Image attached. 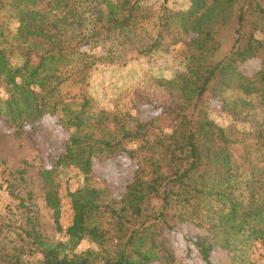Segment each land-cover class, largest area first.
<instances>
[{
    "label": "trees",
    "instance_id": "1",
    "mask_svg": "<svg viewBox=\"0 0 264 264\" xmlns=\"http://www.w3.org/2000/svg\"><path fill=\"white\" fill-rule=\"evenodd\" d=\"M41 1L0 0V13L17 12L14 17L18 22L11 37L17 44L16 53L12 41L0 46V86L7 96L0 101V117L7 118L17 135L24 132V125L44 116L55 117L64 130H72L54 161L55 168L73 167L88 177L97 166L126 156L134 161L135 170L123 183L122 193L111 195L109 203L102 202V192L89 187L71 194L73 215L65 230L66 242L47 239L28 208H24L26 216L18 227L7 223L0 226V233L18 230L16 236L30 254L40 256L37 264H173L165 234L176 225L169 220L189 221L204 230L205 235L190 244L206 264L215 248L240 257L249 241L264 239V173L256 180V195L250 193L246 174L253 167L252 148L264 149V136L258 133L256 143H247L216 126L201 111L194 115L208 93L218 97L223 107L226 101L220 95L227 89L238 88L247 95L262 92L264 98V70L255 79L237 70L262 48L256 35L264 28V0H189L186 11L164 15L163 30L176 23L184 32L194 33L192 45L198 54L191 58L188 78L176 87L181 103L174 108L170 133L162 137L153 133V121L127 122L104 111L90 114L83 93H78L82 101L75 109L74 100H61L62 86L73 76L76 79L69 87L83 84L90 64L74 65L69 60L74 48L62 39L66 27L57 10L70 0H49L47 12L35 8ZM103 4V9L92 13L96 16L92 32L98 24L107 32L118 33L135 27V2L96 3L98 7ZM69 13L72 17L76 14L71 7ZM6 15L0 17V45L7 43L4 30L13 17ZM161 32L148 51L160 46ZM226 44L230 46L228 54L213 60ZM12 56H18L22 64L13 66ZM257 82L262 86L255 87ZM188 108L192 119L186 115ZM53 173L52 168L43 171L44 200L55 230L61 232ZM185 205L192 211L188 208V212L177 214ZM85 238L97 250L73 253Z\"/></svg>",
    "mask_w": 264,
    "mask_h": 264
},
{
    "label": "rangeland",
    "instance_id": "2",
    "mask_svg": "<svg viewBox=\"0 0 264 264\" xmlns=\"http://www.w3.org/2000/svg\"><path fill=\"white\" fill-rule=\"evenodd\" d=\"M101 1L70 0L57 10L66 27L63 30L65 37L62 39L66 42L65 45L74 48L69 60L76 66L83 61L90 64L83 84L69 87L71 81L76 79L73 76L62 86L61 100L65 103H72L74 100L72 104L75 109L82 101L78 94L80 92L89 100V113L92 115L104 111L118 115L127 122L136 119L153 121L156 127L153 133L161 137L169 134L174 123V108L181 103L176 87L188 78L192 68L191 58L198 52L192 45L193 32H184L180 24L176 23L165 31L161 24L164 15L186 11L190 7V1L128 0L135 2V7L138 8L134 19L135 27L118 33L117 30L107 32L98 24L92 32V20L96 17L92 13L103 9L104 4L99 7L96 5ZM109 1L121 4L124 0ZM49 3V0H42L35 8L39 12H47L50 9ZM68 6L76 13L74 17L70 15ZM16 13H0V17L3 14L13 15L8 16L9 25L4 30L7 43L0 46H7L12 41L14 53L17 44L11 37L18 27L17 18L14 17ZM160 30V46L148 51ZM256 39L261 41L262 48L237 67L241 75L251 79H255L256 74L264 70V28L256 35ZM229 47L228 44L224 45L213 60H219L228 54ZM10 63L20 66L22 61L18 56H12ZM259 85L261 84L257 82L255 87ZM220 96L226 101L224 107L218 97L208 93L194 115L201 111L216 126L238 135L236 139L247 143H256L258 133L264 136L262 92L247 95L242 90L233 88L223 90ZM6 97L4 88L0 86V101ZM192 113L191 108H188L186 115L190 118ZM23 130L20 135L15 134L7 118L0 117V226L10 223L14 225L11 227H18L26 216L24 208H28L30 215L37 218L39 229L47 239L66 242L65 230L70 226L73 215L71 194L89 187L102 192V202L109 203L111 195L118 196L122 193V185L132 176L135 163L126 156H120L97 166L95 173L84 177L73 167L54 166V161L62 153L72 130H64L52 116H44L34 124L24 125ZM251 161L253 167L246 174L250 180V193L256 195V180L264 173V149L252 148ZM51 168L60 202L61 232L55 230L52 213L44 200L42 174L45 169ZM151 205L155 206V201ZM188 208L192 211V207L185 205L177 214L188 212ZM169 223L176 225L165 234L173 264H206L197 248L190 244L192 239L203 237L204 230L189 221L181 224L178 220H169ZM16 233L18 230H3L0 233V264H37L40 256L30 254L28 247ZM86 250H97V246L88 238L80 241L73 253L80 254ZM233 255L234 252L215 248L209 254V264H264V239L249 241L243 247L240 257L233 258Z\"/></svg>",
    "mask_w": 264,
    "mask_h": 264
}]
</instances>
